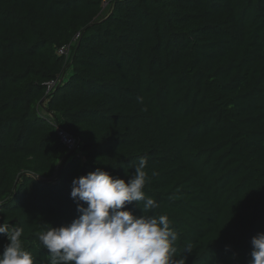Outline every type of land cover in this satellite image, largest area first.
<instances>
[{"label":"trees","instance_id":"trees-1","mask_svg":"<svg viewBox=\"0 0 264 264\" xmlns=\"http://www.w3.org/2000/svg\"><path fill=\"white\" fill-rule=\"evenodd\" d=\"M141 157L158 207L127 210L167 215L185 264H249L264 232V0H0V225L23 229L34 264H49L38 235L80 215L73 179L127 182Z\"/></svg>","mask_w":264,"mask_h":264},{"label":"clouds","instance_id":"clouds-1","mask_svg":"<svg viewBox=\"0 0 264 264\" xmlns=\"http://www.w3.org/2000/svg\"><path fill=\"white\" fill-rule=\"evenodd\" d=\"M146 164L141 157L127 182L99 168L73 179L70 195L80 215L38 235L49 264H185L183 257H176L178 234L167 215L136 216L126 209L134 201L144 202L142 211L158 207L143 191ZM22 234L16 224L0 225V235L8 241L0 264H34ZM251 245L249 264H264V232L254 236Z\"/></svg>","mask_w":264,"mask_h":264},{"label":"built area","instance_id":"built-area-1","mask_svg":"<svg viewBox=\"0 0 264 264\" xmlns=\"http://www.w3.org/2000/svg\"><path fill=\"white\" fill-rule=\"evenodd\" d=\"M68 52V48L64 47L60 50L61 54H65ZM58 84V82H51L48 84L49 86V90L53 89L56 85ZM59 135L62 139V142L70 149V150H75L79 147V141L74 138L71 134H69L68 132H66L63 129H59L58 130Z\"/></svg>","mask_w":264,"mask_h":264},{"label":"water","instance_id":"water-1","mask_svg":"<svg viewBox=\"0 0 264 264\" xmlns=\"http://www.w3.org/2000/svg\"><path fill=\"white\" fill-rule=\"evenodd\" d=\"M43 103V102H42Z\"/></svg>","mask_w":264,"mask_h":264}]
</instances>
